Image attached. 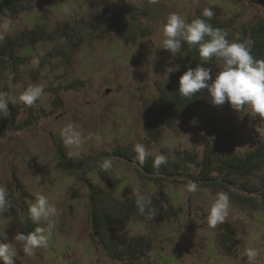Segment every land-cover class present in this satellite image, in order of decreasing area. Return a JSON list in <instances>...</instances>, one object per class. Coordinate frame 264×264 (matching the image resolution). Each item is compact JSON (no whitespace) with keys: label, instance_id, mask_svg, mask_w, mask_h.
I'll use <instances>...</instances> for the list:
<instances>
[{"label":"rangeland","instance_id":"obj_1","mask_svg":"<svg viewBox=\"0 0 264 264\" xmlns=\"http://www.w3.org/2000/svg\"><path fill=\"white\" fill-rule=\"evenodd\" d=\"M236 4L235 0H53L16 19L0 21V42L6 36L16 37L40 24L49 29L72 24L85 37L71 64L61 56L65 53L61 50L68 46L64 40L43 43L35 52L24 53L30 58L19 75H10L0 87V91H8L10 98L16 100L29 84L44 88L34 106L21 103L25 110L20 121L29 122L26 111L32 107L39 116H36L38 123L30 129L12 132L0 141V187L10 197L16 191V175L33 197L31 202L37 193H42L58 210L47 247L35 248L30 254L14 239L21 231L10 217L11 208H5L8 215L0 211V234L7 236L5 243L13 244L15 264H121L108 256L95 236L85 177L80 173L69 174L60 165L57 143L69 154L60 136V129L68 122L78 125L85 137L81 147L74 150L78 154L73 155L84 159L96 158L124 143H141L153 156L165 157L172 156L177 149L203 154L207 139L219 144L229 139L240 152L256 147L261 139L257 134L264 137V130L260 129L264 119L247 106L239 111L227 102L213 106L210 98L188 122L167 130L157 144L145 129L147 103L154 101L158 90L164 88V80L170 74L167 69L176 68L182 58L181 50L173 55L162 49L160 27L166 17L177 12L188 21L205 8H212L213 12L237 9L242 15L243 10L236 8ZM144 11L147 16H140ZM254 13L249 10L247 16ZM100 15L118 19L105 27L104 35L99 31L101 23L95 20ZM124 16L134 24L137 34L143 31L150 35L139 34L136 43L125 44L117 36L118 31H126L128 27ZM132 17L138 18V22ZM5 21L11 22L7 30L2 27ZM56 52L62 58H54ZM33 60H38V65ZM212 76L214 79L215 72ZM10 80L14 85L11 89ZM89 133L95 135L88 138ZM112 164L114 172L110 179L116 195L135 196L134 192L139 191L156 196L152 183L134 167L117 160H112ZM97 173L95 181L100 180ZM168 192L177 209H182L178 218L154 230H150L149 221L135 222L128 228L131 238L142 235L152 239V264H249L244 255L246 248L258 250L254 264H264V214L245 210L230 199L227 215L223 222L217 223H228L238 232L239 246L230 254L222 244L219 229L207 220L216 196L198 187L189 192L181 185ZM15 197L18 200L20 195ZM39 225L46 227V222Z\"/></svg>","mask_w":264,"mask_h":264},{"label":"trees","instance_id":"obj_2","mask_svg":"<svg viewBox=\"0 0 264 264\" xmlns=\"http://www.w3.org/2000/svg\"><path fill=\"white\" fill-rule=\"evenodd\" d=\"M49 1L53 0H0V21L6 18L16 19L22 13L40 8ZM235 1L237 2L235 7L243 10L242 15L241 11L236 12L237 9L220 10L214 12L210 20L204 19L213 28L224 30L230 41L239 38L240 41L251 42L252 55L258 60H264V0ZM249 10L255 11L251 17L247 16ZM201 13L202 10H198L188 22L201 17ZM140 16H147V13L144 11ZM128 19L123 17L128 26L126 31L117 32L118 38L125 44L136 43L139 34L143 37L150 35L149 32L146 34L143 31L137 34L134 24ZM137 19L132 17L134 22H138ZM95 20L101 23L99 31L104 35L107 31L105 27L117 22L118 19L115 16L100 15ZM79 31L67 23L63 27L59 24L54 29L40 24L32 30H24L16 37L6 36L0 42V87L10 75H19L20 69L30 58L24 53L35 52L43 43L55 44L57 40L67 42L68 46L61 50L65 53L61 56L71 64L73 56L80 51L85 39L84 34ZM56 53L54 58L61 57L58 52ZM181 54L178 70L169 74L164 80V88L158 90V97L146 105L145 129L154 144L162 140L167 130L188 122L196 110L210 98L207 89L192 97L182 96L179 93L180 77L189 68L195 69L198 64L211 68L215 73L219 70L215 58L207 62L201 61L198 46L183 44ZM160 78L163 79V76L160 75ZM16 101V103L10 101L7 114H0V141L12 132L30 129L38 123L39 116L32 107L26 111L29 122H21L20 117L25 108L18 100ZM260 129L264 130V126ZM257 136L261 139L257 141L256 147L246 152L236 151L229 139L224 140L225 144L207 139L203 154L177 149L172 156L166 157V163L161 164L159 168L153 165L155 158L153 155L141 162L133 150L134 145L130 143L104 151L96 158L90 156L85 159L70 157L63 150L61 143L57 145L61 154L59 162L64 170L69 174L80 173L85 177L84 184L90 192L95 236L99 237V243L108 256L121 264H152L154 262L150 260V254L154 249L152 239L142 235L131 238L128 236V228L135 222L141 224L149 221L150 230H154L178 218V212L182 209H177L168 192L172 187L177 188L180 185L186 187L189 182H194L198 188L211 191L214 196L218 192H225L241 208L264 214V137L260 134ZM105 158L123 162L129 168L134 167L144 179L152 183L156 196H147L151 199V204L144 215L138 213L136 196L121 197L114 193L115 185L110 179L114 172L113 168L106 173L100 167ZM95 171L98 172L100 180H94ZM14 180L16 191L7 198L8 207L11 208L10 217L21 233L27 234L40 225L34 223L29 216V204L33 197L27 193L18 176L15 175ZM14 193L20 195L18 200ZM5 211L7 210L4 209L1 213L8 215ZM214 227L219 229L223 246L230 254H234L239 246L236 229L228 223L216 224Z\"/></svg>","mask_w":264,"mask_h":264},{"label":"clouds","instance_id":"obj_3","mask_svg":"<svg viewBox=\"0 0 264 264\" xmlns=\"http://www.w3.org/2000/svg\"><path fill=\"white\" fill-rule=\"evenodd\" d=\"M137 6H140L138 3ZM214 16L212 8H205L201 17L188 22L177 12L169 13L165 22L161 24V44L162 49L170 51L173 55L180 52L182 45L198 46V54L203 62L213 58L219 64V70L212 76V69L198 64L195 69L189 68L179 80V93L184 97H192L203 89H207L210 102L213 106H222L226 102L235 110L239 111L247 106L256 116L264 119V60L256 59L251 53V42L240 41L239 38L230 41L227 33L219 28H213L206 19L210 20ZM10 21H5L2 27L7 30L10 27ZM33 64L38 65V60H33ZM168 68L169 73L178 70ZM211 81V83H209ZM14 85L9 81L8 88ZM44 94L42 85L29 84L19 95L18 101L24 105H33ZM16 103L15 98H10L8 91H0V114H7L9 103ZM196 123L195 120L192 121ZM93 133H89L91 138ZM60 136L63 144L69 149V156L78 154V150L85 142L82 132L74 122L66 123L60 129ZM137 153L138 159L143 162L152 153L141 143H136L133 148ZM166 163V157L163 154L156 155L153 165L159 168L161 164ZM101 170L108 172L113 164L110 158H105L100 164ZM189 192H195L197 185L189 182L186 185ZM136 206L138 213L144 215L151 199L139 191H135ZM7 191L0 187V211L8 207ZM230 206V197L225 192H218L211 205L207 220L211 226L223 222ZM57 208L50 203L47 195L37 193L35 200L29 204L30 219L36 223L46 222V227H36L34 231L24 234L18 233L14 239L23 244L25 253H31L35 248L47 247L49 235L52 228L55 227V217ZM47 233V234H46ZM0 264H15V252L13 244L5 243L7 239L5 233L0 234ZM244 255L247 256L249 264H254L258 255L255 248H246Z\"/></svg>","mask_w":264,"mask_h":264}]
</instances>
